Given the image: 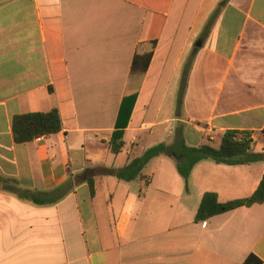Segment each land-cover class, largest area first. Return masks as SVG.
Returning a JSON list of instances; mask_svg holds the SVG:
<instances>
[{
  "label": "crops",
  "instance_id": "crops-1",
  "mask_svg": "<svg viewBox=\"0 0 264 264\" xmlns=\"http://www.w3.org/2000/svg\"><path fill=\"white\" fill-rule=\"evenodd\" d=\"M149 53L132 75L134 56ZM53 109L60 133L14 143V116ZM227 131L250 132V152L264 154V0H0V264H264V204L194 221L205 193L250 197L264 160L206 159L187 182L166 155L134 181L96 172L178 136L217 148ZM69 178L54 205L18 197Z\"/></svg>",
  "mask_w": 264,
  "mask_h": 264
},
{
  "label": "trees",
  "instance_id": "trees-1",
  "mask_svg": "<svg viewBox=\"0 0 264 264\" xmlns=\"http://www.w3.org/2000/svg\"><path fill=\"white\" fill-rule=\"evenodd\" d=\"M226 1V0H225ZM216 11L211 17L214 18ZM209 21V22H210ZM210 26V25H209ZM206 25L203 36L208 33ZM152 53L144 56L135 55L131 67L132 75L143 76L147 70ZM129 99V106L125 101ZM135 95L126 98L119 110L109 145L111 153L119 154L124 146L123 133L127 126L133 107ZM11 129L15 144H26L42 137H49L62 131L61 117L57 109L46 113H29L16 115L12 118ZM252 134L250 132L227 131L223 134L217 148L207 144L199 147H189L182 136H178L171 145L158 144L143 153L139 158L132 160L121 170L99 168L96 170L101 175L114 176L123 181H134L142 178L141 172L147 164L162 155L173 157L178 174L187 182L192 168L199 162L209 159L216 164L223 165H248L264 160V154L250 152L252 146ZM91 197L94 196L92 179L88 180ZM73 191V181L68 179L63 184L47 193L19 192L18 197L30 201L36 206H50L58 203ZM264 204V174L255 190L248 198L220 203L215 193H205L197 209L195 223L205 222L215 216L231 212L240 207H251ZM243 264H261V261L253 255L248 256Z\"/></svg>",
  "mask_w": 264,
  "mask_h": 264
}]
</instances>
